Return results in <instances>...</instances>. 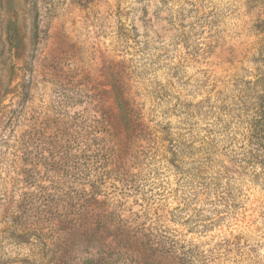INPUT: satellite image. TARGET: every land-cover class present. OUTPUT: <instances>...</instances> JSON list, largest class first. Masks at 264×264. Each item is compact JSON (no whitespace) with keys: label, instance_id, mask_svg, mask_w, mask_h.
I'll list each match as a JSON object with an SVG mask.
<instances>
[{"label":"rangeland","instance_id":"rangeland-1","mask_svg":"<svg viewBox=\"0 0 264 264\" xmlns=\"http://www.w3.org/2000/svg\"><path fill=\"white\" fill-rule=\"evenodd\" d=\"M262 94L264 0H0V264H264Z\"/></svg>","mask_w":264,"mask_h":264},{"label":"trees","instance_id":"trees-1","mask_svg":"<svg viewBox=\"0 0 264 264\" xmlns=\"http://www.w3.org/2000/svg\"><path fill=\"white\" fill-rule=\"evenodd\" d=\"M246 112H249L246 119V143L243 144L237 162H242L244 165L261 164L264 167V94H262V98L257 96L253 105L246 109ZM87 212L88 210L85 211V213ZM81 223L82 220L76 225L77 229ZM120 228L127 229L126 227Z\"/></svg>","mask_w":264,"mask_h":264}]
</instances>
